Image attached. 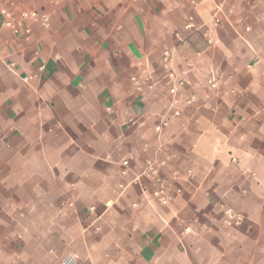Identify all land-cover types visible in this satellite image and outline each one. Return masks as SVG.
<instances>
[{
  "label": "crops",
  "instance_id": "obj_1",
  "mask_svg": "<svg viewBox=\"0 0 264 264\" xmlns=\"http://www.w3.org/2000/svg\"><path fill=\"white\" fill-rule=\"evenodd\" d=\"M68 257L264 264V0H0V264Z\"/></svg>",
  "mask_w": 264,
  "mask_h": 264
},
{
  "label": "built area",
  "instance_id": "obj_2",
  "mask_svg": "<svg viewBox=\"0 0 264 264\" xmlns=\"http://www.w3.org/2000/svg\"><path fill=\"white\" fill-rule=\"evenodd\" d=\"M24 17H30L32 19H40L44 26H47V18L44 15H40L36 11L23 12ZM190 24H186L185 28H190ZM167 78L170 80L169 94L172 97L171 106L177 103V96L180 92H185V88L190 86V82L187 79L178 78L177 75L173 72L167 74ZM228 82L225 80L222 83L217 81L215 77H208L202 83L200 91L205 94L208 91H215L220 86H227ZM139 88V87H138ZM185 105L191 106L194 105L198 99V92L186 93ZM163 124L159 123L154 127L156 133H160L162 130ZM173 156L171 154H166L160 160L151 159L147 160L143 166L142 174H144L148 179V186L142 187L143 198H153L158 200L161 204H167L171 201V180L164 174V168L171 163ZM121 165L126 168L128 166V160H123ZM75 257H68L66 259V264H73Z\"/></svg>",
  "mask_w": 264,
  "mask_h": 264
}]
</instances>
